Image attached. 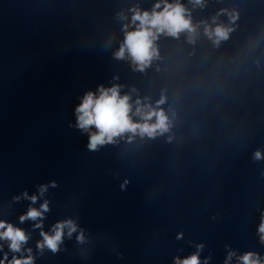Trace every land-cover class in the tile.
I'll list each match as a JSON object with an SVG mask.
<instances>
[{"label":"clouds","instance_id":"1","mask_svg":"<svg viewBox=\"0 0 264 264\" xmlns=\"http://www.w3.org/2000/svg\"><path fill=\"white\" fill-rule=\"evenodd\" d=\"M193 8H203L206 0H189ZM130 13L126 16L123 12L118 16L127 21L122 25L121 31L124 38L118 49L113 53L116 60H127L132 70L144 73L155 64V70L161 71L160 63L163 61L159 41L161 37L180 40L184 37L185 43L195 46L200 35L211 42L213 48H219L221 44L230 38L234 31V24L238 18L235 11L222 8L209 20L193 21L192 10L182 3V0H156L151 10H142L138 5L128 9ZM221 15H227L228 23L219 21ZM119 79V77H114ZM124 85L114 83L110 87L99 85L96 91L86 92L75 107V127L88 135L87 148L89 151H98L101 147L115 144L119 139L127 138L128 142L139 137L141 139H154L170 132L175 116L173 105L169 103L167 88H162L159 98L154 100L150 96H141L138 89L132 87L128 92H123ZM135 94V99L133 95ZM167 106V107H165ZM72 126L71 124L69 125ZM171 139V137H169ZM253 159L259 161L264 159L260 150L253 154ZM56 187V182L51 183ZM47 185L39 187L40 195L47 191ZM23 198L37 202L36 195L29 196L27 191ZM21 197H14L19 200ZM49 211V202L45 200L40 207H29L27 212L19 217L21 223L34 221L33 227L41 229L42 239L37 242V249L43 253L45 249L53 254L60 251V245L64 241L65 232L68 238L78 230V225L73 219L56 222L50 232L43 230L44 214ZM261 243H264V214L258 227ZM178 238H180L178 236ZM79 243L85 240L83 230L76 237ZM29 235L24 229L13 225L5 220H0V241L7 242L8 250L14 255L11 260L8 254L0 264H34L31 249H27L28 255L17 256L16 253L24 251L23 246L27 244ZM0 245V249H2ZM203 245H197V251L186 258L175 259L174 264H201L199 249ZM230 251L225 264L235 256ZM239 264H264L257 253L246 252L238 257ZM207 264V260L204 261Z\"/></svg>","mask_w":264,"mask_h":264}]
</instances>
